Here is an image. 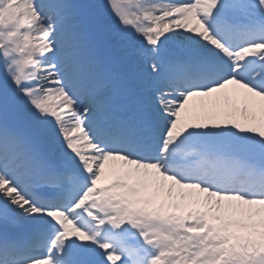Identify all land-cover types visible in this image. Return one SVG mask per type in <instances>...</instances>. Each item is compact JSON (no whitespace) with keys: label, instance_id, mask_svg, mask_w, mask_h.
<instances>
[{"label":"snow or ice","instance_id":"snow-or-ice-1","mask_svg":"<svg viewBox=\"0 0 264 264\" xmlns=\"http://www.w3.org/2000/svg\"><path fill=\"white\" fill-rule=\"evenodd\" d=\"M0 264H264V0H0Z\"/></svg>","mask_w":264,"mask_h":264},{"label":"rangeland","instance_id":"rangeland-1","mask_svg":"<svg viewBox=\"0 0 264 264\" xmlns=\"http://www.w3.org/2000/svg\"><path fill=\"white\" fill-rule=\"evenodd\" d=\"M84 2L85 1H90V2H94V3H105L106 2V0H83ZM117 43V41H115V40H111L110 41V44H116Z\"/></svg>","mask_w":264,"mask_h":264}]
</instances>
